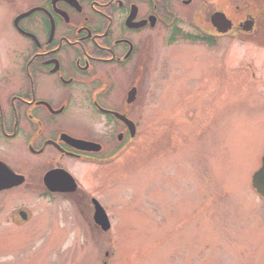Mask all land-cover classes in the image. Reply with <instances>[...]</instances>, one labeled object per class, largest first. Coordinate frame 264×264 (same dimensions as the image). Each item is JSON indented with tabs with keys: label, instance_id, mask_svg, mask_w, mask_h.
<instances>
[{
	"label": "flooded vegetation",
	"instance_id": "af4514ba",
	"mask_svg": "<svg viewBox=\"0 0 264 264\" xmlns=\"http://www.w3.org/2000/svg\"><path fill=\"white\" fill-rule=\"evenodd\" d=\"M3 4L0 27L17 41L0 71V264H52L41 251L68 241V229L79 228L83 241L111 240L101 186L144 134L161 48L240 40L264 49L256 16L264 0ZM20 241L31 246L20 249ZM36 247L40 258L25 253ZM112 254L105 251L104 264Z\"/></svg>",
	"mask_w": 264,
	"mask_h": 264
},
{
	"label": "rangeland",
	"instance_id": "374dc122",
	"mask_svg": "<svg viewBox=\"0 0 264 264\" xmlns=\"http://www.w3.org/2000/svg\"><path fill=\"white\" fill-rule=\"evenodd\" d=\"M256 16L264 27V6ZM13 40L0 27V71ZM190 46L155 54L144 134L101 186L111 240L68 229L41 251L52 264H104L109 248V264H264V201L251 182L264 152V49Z\"/></svg>",
	"mask_w": 264,
	"mask_h": 264
},
{
	"label": "water",
	"instance_id": "95a60500",
	"mask_svg": "<svg viewBox=\"0 0 264 264\" xmlns=\"http://www.w3.org/2000/svg\"><path fill=\"white\" fill-rule=\"evenodd\" d=\"M252 184L257 192L264 197V155L262 157L261 167L254 173L252 177ZM99 213H101V215L105 214L102 209Z\"/></svg>",
	"mask_w": 264,
	"mask_h": 264
}]
</instances>
